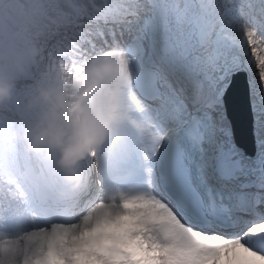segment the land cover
Segmentation results:
<instances>
[{
    "label": "snow or ice",
    "instance_id": "1",
    "mask_svg": "<svg viewBox=\"0 0 264 264\" xmlns=\"http://www.w3.org/2000/svg\"><path fill=\"white\" fill-rule=\"evenodd\" d=\"M86 3L77 25L82 55L121 54L135 133L122 140L119 164L140 179L129 187L109 183L103 148L93 153L98 182L69 218L0 235L8 244L0 264H73L72 250L98 264H139L81 232L78 222L97 203L105 210L91 213L85 229L114 223L132 240L143 227L159 264H204L215 244H239L264 258V231L255 227L264 226V0ZM248 72L254 75L245 86ZM245 93L250 143L233 135ZM122 201L159 206L175 223H150V209H124ZM121 216L128 219L117 222ZM73 225L80 235L66 244L57 232Z\"/></svg>",
    "mask_w": 264,
    "mask_h": 264
},
{
    "label": "clouds",
    "instance_id": "2",
    "mask_svg": "<svg viewBox=\"0 0 264 264\" xmlns=\"http://www.w3.org/2000/svg\"><path fill=\"white\" fill-rule=\"evenodd\" d=\"M88 15L86 0H0V137L11 146L14 172L0 169V199L19 202L17 182L34 173H50L68 194L66 207L76 208L98 182L93 153L110 141L134 134L124 98L127 73L116 51L83 57L77 25ZM264 73V67H260ZM115 189L110 187V200ZM94 204L78 222L85 236L131 253L139 264H159L156 252L141 235L128 240L114 223L85 229L91 213L105 210ZM124 209H150V223L174 224L165 209L121 202ZM128 219L117 217V222ZM264 231V226L256 225ZM75 225L58 230L67 244ZM139 246V250L135 246ZM0 240V249L7 248ZM85 248L83 251H87ZM214 257L204 264H264V258L245 252L239 244H215ZM73 264H98L72 250Z\"/></svg>",
    "mask_w": 264,
    "mask_h": 264
},
{
    "label": "water",
    "instance_id": "3",
    "mask_svg": "<svg viewBox=\"0 0 264 264\" xmlns=\"http://www.w3.org/2000/svg\"><path fill=\"white\" fill-rule=\"evenodd\" d=\"M249 83L248 75L245 73L244 84L247 86ZM234 134L236 139L239 140H251V125H250V108L248 105L247 94L242 95L240 99V107L234 118Z\"/></svg>",
    "mask_w": 264,
    "mask_h": 264
},
{
    "label": "bare ground",
    "instance_id": "4",
    "mask_svg": "<svg viewBox=\"0 0 264 264\" xmlns=\"http://www.w3.org/2000/svg\"><path fill=\"white\" fill-rule=\"evenodd\" d=\"M1 141L3 142V144H7V141L3 137H1ZM122 145H123V141L119 140V139L108 142L107 148H110V147H119L120 148V153L118 155L114 156L116 158V161H119V157H120L121 150H122ZM103 151H104V155H105V167H106L108 164L110 165V163L112 161V154L109 152V149H108V151L105 152V147H103ZM107 174L108 173L106 172V177H107ZM3 203H4V209H5V207H8V210L10 213L15 212L16 214L22 216V207L24 205V201L22 199L19 202H12V201H7V200L3 199ZM8 223H9V221L6 219L5 225H8ZM22 225H23L22 228H25L27 225H41V224H40V220L35 219L33 222H28L27 220H24ZM16 230H18V229H16ZM14 232H11V233L4 232L1 235L11 236L12 234H15Z\"/></svg>",
    "mask_w": 264,
    "mask_h": 264
},
{
    "label": "rangeland",
    "instance_id": "5",
    "mask_svg": "<svg viewBox=\"0 0 264 264\" xmlns=\"http://www.w3.org/2000/svg\"><path fill=\"white\" fill-rule=\"evenodd\" d=\"M253 75H254V73L249 72V80H251Z\"/></svg>",
    "mask_w": 264,
    "mask_h": 264
}]
</instances>
